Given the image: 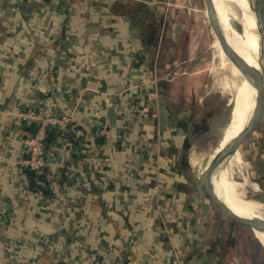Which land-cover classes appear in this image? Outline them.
<instances>
[{
  "label": "crops",
  "instance_id": "crops-1",
  "mask_svg": "<svg viewBox=\"0 0 264 264\" xmlns=\"http://www.w3.org/2000/svg\"><path fill=\"white\" fill-rule=\"evenodd\" d=\"M155 1L0 0V264H243L233 225L192 188L186 123L158 157L169 114L144 104L158 80H148L150 41L138 22ZM175 1L191 9L192 0ZM49 95L71 120L53 130L46 180L33 189L20 162L35 126L13 114ZM253 138L246 167L262 202L264 121Z\"/></svg>",
  "mask_w": 264,
  "mask_h": 264
},
{
  "label": "rangeland",
  "instance_id": "rangeland-1",
  "mask_svg": "<svg viewBox=\"0 0 264 264\" xmlns=\"http://www.w3.org/2000/svg\"><path fill=\"white\" fill-rule=\"evenodd\" d=\"M253 1L252 12L256 17L258 15L260 17L262 2L260 0ZM231 5V16L235 12H241L237 4L232 3ZM155 6L158 7L152 18L151 10H144L141 21H138L142 35L147 42L150 41L149 52L145 56L148 80L149 77L158 80L155 87L147 90L149 95L154 96V100L146 101L144 97V104H147L148 113L155 109L154 104H157L155 113H161V109L165 107L169 114L170 132H161L159 141H157L159 143V158L162 159L164 156L167 158L169 153L167 144H164L165 139L173 138V133L178 132V128L182 129L186 125L188 130L183 139V158L186 159L184 165L186 168L190 166V172L194 178L192 182L195 185L192 188H196L204 194L200 180L219 154H216V151L231 120L232 110L237 104V100L243 98L239 95L241 92L238 90L241 82L233 81L231 69L224 64L225 58L221 56L215 46V35L206 15L204 0H192L191 9H186L190 12L188 15L187 11L185 12L183 9L182 12L179 11L175 0H157ZM137 11L140 13L141 10ZM262 23L261 53L264 61V24ZM231 26L237 32L236 26L241 28L239 23L234 25L232 22ZM250 99L251 105L254 98ZM183 116H187V119L184 120ZM159 121L163 124L165 120L158 119L157 122L159 123ZM161 128L164 129L165 126L161 125ZM254 135L255 133L249 136L239 148L245 162V179L248 175L246 156L250 154ZM171 162L173 163V160ZM230 171L231 174H229ZM227 173L229 181L243 184L244 176L239 171L227 170ZM163 176V171L157 174L160 185L161 179H164ZM250 184L247 182L242 190L248 199L252 197ZM220 197L230 206L226 199ZM209 201L213 204L210 199ZM262 201L264 202V188ZM224 218L228 224L233 225V231L231 230L230 233L236 234V237L229 240H231L230 243L234 240V244L240 247L234 254L238 255L237 259L243 264H264V245L258 241L257 237L254 241L251 239L252 237L243 239V230L250 231L243 225L237 224L227 217ZM213 220L209 221L208 219L207 226L209 223L208 230L216 232L218 226L215 224L218 222L215 223ZM7 249L10 251L9 247Z\"/></svg>",
  "mask_w": 264,
  "mask_h": 264
},
{
  "label": "bare ground",
  "instance_id": "bare-ground-1",
  "mask_svg": "<svg viewBox=\"0 0 264 264\" xmlns=\"http://www.w3.org/2000/svg\"><path fill=\"white\" fill-rule=\"evenodd\" d=\"M214 1L217 8V14L230 44L247 63L259 68L261 62L263 31L261 30V22L259 21V18L252 12V3L249 0ZM232 3L237 4L241 12H235L231 16L230 11L232 10ZM224 11H226L227 14H225ZM232 22L234 25L236 23L241 25V28L236 26L238 33L232 29ZM215 46L221 56L225 58L224 64L231 69L233 81L236 83L241 82V86H239L238 90L241 92L239 95H241V97L243 96V98L237 100V104L234 106L231 113V120L226 127L221 144L216 151V154L220 153L221 156L208 173L212 180L211 186L216 197L230 214L237 215L241 218L249 217L264 219V202L262 201V204L253 202L245 197L244 191L242 192L247 184V178L245 179V162L239 149L244 143L240 144L241 132L245 129L246 124L248 123L247 121L250 118L248 115L245 116V110L246 107L249 106L248 102L251 100V97L254 98L250 105L251 110L254 108L256 91L250 81L242 76L240 70L236 67L230 57L225 54L216 37ZM234 169L236 172L239 171L242 176H244L243 184L239 182V184H241L239 185L236 184L237 182L234 183L229 181L228 176L231 174V171L228 174L227 170ZM220 196L226 199L230 206ZM255 235L264 245V233L256 232Z\"/></svg>",
  "mask_w": 264,
  "mask_h": 264
},
{
  "label": "water",
  "instance_id": "water-1",
  "mask_svg": "<svg viewBox=\"0 0 264 264\" xmlns=\"http://www.w3.org/2000/svg\"><path fill=\"white\" fill-rule=\"evenodd\" d=\"M204 2L206 6V15H207L209 24L212 28V31L216 39H218L220 46L224 50L225 54L230 57V59L233 61L236 67L240 70L242 76L246 77L250 81L251 85L256 91L254 108L251 110L250 101L248 100L249 106L247 105L248 107H246V110H245L246 111L245 116L248 115L250 116V118L247 121L248 123L246 124L245 129L241 132V135H240V144H242L245 141V139H247L249 136H252L258 130L259 126L264 121V61H263V55L261 53V62H260L259 68H256L250 65L249 63H247L245 59L242 58L237 53L235 48L228 41L227 36L225 35V32H224L223 25L221 23V20L219 19V16L217 14V8L215 5V1L214 0H204ZM224 13L227 14L226 11H224ZM231 27L234 30L233 26ZM220 156L221 155L219 153L214 159V161L212 162V164L207 168V170L203 174L200 180L201 189L208 196V198L212 201L213 205L219 210V212L223 214L225 217H227L229 220L237 224L243 225L246 229L250 231L249 233L253 234L254 236L256 232L264 233V219L249 218V217L241 218L237 215H232L227 211V209L223 206L220 200L216 197L212 189V186H211L212 180L209 177L208 173L210 172L214 164L220 159ZM247 173H248L247 182L251 183L250 184V190H251L250 194H252V197L250 198V200L258 204H262L260 200L261 198L259 195L260 194L259 192L260 182L259 180L252 179L249 171H247ZM258 241L261 243L259 239Z\"/></svg>",
  "mask_w": 264,
  "mask_h": 264
},
{
  "label": "built area",
  "instance_id": "built-area-1",
  "mask_svg": "<svg viewBox=\"0 0 264 264\" xmlns=\"http://www.w3.org/2000/svg\"><path fill=\"white\" fill-rule=\"evenodd\" d=\"M56 104L52 95L44 99L43 106L38 109L21 111L13 114L19 122H29L34 124V133L27 140V156L20 163L30 171H41L47 165V148L46 140L50 129H61L65 127L71 120V116L56 110ZM4 111L0 108V117ZM99 136L108 138L109 126L105 123L101 124Z\"/></svg>",
  "mask_w": 264,
  "mask_h": 264
},
{
  "label": "trees",
  "instance_id": "trees-1",
  "mask_svg": "<svg viewBox=\"0 0 264 264\" xmlns=\"http://www.w3.org/2000/svg\"><path fill=\"white\" fill-rule=\"evenodd\" d=\"M53 130H55V129H50V130L48 131V137H47V140H46V148H47V149L49 148V146H50L52 140H53L54 137H55ZM121 137H122V135H121ZM39 172H42V170H41V171H38V172L30 171V170H27V171H26V173H27V177H28V179H29V181H30V186H31V188H33V189H34V188H40V187H41V184H39V183L37 182V180H38V181H39V180H42V181L46 180L45 175H43L42 173H39Z\"/></svg>",
  "mask_w": 264,
  "mask_h": 264
}]
</instances>
